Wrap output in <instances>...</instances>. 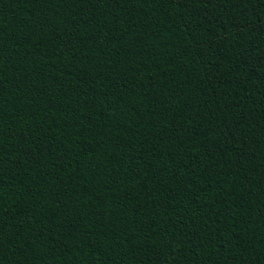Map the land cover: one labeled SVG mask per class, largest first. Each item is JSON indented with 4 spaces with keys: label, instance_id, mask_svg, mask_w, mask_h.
I'll use <instances>...</instances> for the list:
<instances>
[{
    "label": "trees",
    "instance_id": "trees-1",
    "mask_svg": "<svg viewBox=\"0 0 264 264\" xmlns=\"http://www.w3.org/2000/svg\"><path fill=\"white\" fill-rule=\"evenodd\" d=\"M0 264H264V0H0Z\"/></svg>",
    "mask_w": 264,
    "mask_h": 264
}]
</instances>
